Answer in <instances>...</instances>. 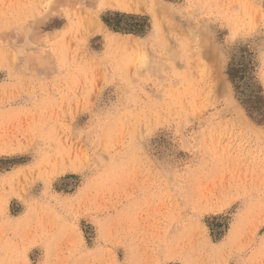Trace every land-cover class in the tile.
Returning a JSON list of instances; mask_svg holds the SVG:
<instances>
[{
    "label": "rangeland",
    "instance_id": "374dc122",
    "mask_svg": "<svg viewBox=\"0 0 264 264\" xmlns=\"http://www.w3.org/2000/svg\"><path fill=\"white\" fill-rule=\"evenodd\" d=\"M0 264H264V0H0Z\"/></svg>",
    "mask_w": 264,
    "mask_h": 264
},
{
    "label": "bare ground",
    "instance_id": "6f19581e",
    "mask_svg": "<svg viewBox=\"0 0 264 264\" xmlns=\"http://www.w3.org/2000/svg\"><path fill=\"white\" fill-rule=\"evenodd\" d=\"M208 55V54H207ZM209 58V57H208Z\"/></svg>",
    "mask_w": 264,
    "mask_h": 264
}]
</instances>
